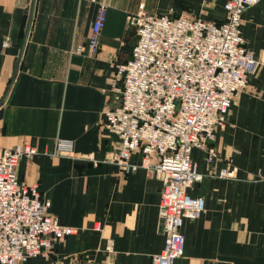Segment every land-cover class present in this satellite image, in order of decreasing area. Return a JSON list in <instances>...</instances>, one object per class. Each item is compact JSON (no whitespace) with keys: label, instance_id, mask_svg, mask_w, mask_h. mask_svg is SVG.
<instances>
[{"label":"crops","instance_id":"obj_1","mask_svg":"<svg viewBox=\"0 0 264 264\" xmlns=\"http://www.w3.org/2000/svg\"><path fill=\"white\" fill-rule=\"evenodd\" d=\"M101 1L0 0V147L38 150L19 160V180L37 184L51 212L78 228L50 256L18 264H153L165 244L162 181L145 167L126 172L106 161L120 138L106 127L105 110L120 102L118 66L138 38L128 15L143 6L220 23L227 0H107L100 47L91 53ZM243 34L258 64L210 144L215 159L192 152L203 179L189 193L203 196L207 209L184 221L185 250L175 264H264V0L244 12ZM59 138L73 140L72 154H54ZM142 158L139 150L131 156L138 164ZM227 167L236 176H219ZM110 238L115 251L108 254Z\"/></svg>","mask_w":264,"mask_h":264},{"label":"built area","instance_id":"obj_2","mask_svg":"<svg viewBox=\"0 0 264 264\" xmlns=\"http://www.w3.org/2000/svg\"><path fill=\"white\" fill-rule=\"evenodd\" d=\"M259 1L227 0L226 19L220 23L184 12L150 14L143 6L128 15L138 38L131 58L118 66L120 102L105 110L106 127L120 138L106 161L126 172L145 167L163 183L159 217L165 244L153 264H175L185 250L184 221L206 212L205 198L189 193L203 179L192 152L200 148L209 162L215 159L210 144L217 130L226 128L232 106L249 85L258 60L243 34V14ZM108 7L107 0L100 2L89 39L91 53L100 47ZM137 150L143 154L141 164L131 160ZM37 151L29 143L0 147V264L50 256L59 240L78 231L51 212V201L37 184L19 180V160ZM73 152V140L56 141L54 154ZM219 176L234 177L236 170L224 168ZM105 250L115 251L113 238Z\"/></svg>","mask_w":264,"mask_h":264},{"label":"rangeland","instance_id":"obj_3","mask_svg":"<svg viewBox=\"0 0 264 264\" xmlns=\"http://www.w3.org/2000/svg\"><path fill=\"white\" fill-rule=\"evenodd\" d=\"M252 75H253V72L251 73V75H250V80H251V78H252ZM250 80H249V82H250ZM248 87V86H247ZM230 113V112H229Z\"/></svg>","mask_w":264,"mask_h":264}]
</instances>
